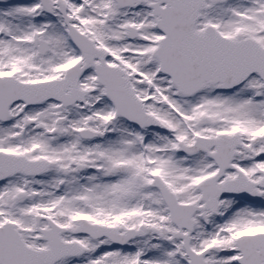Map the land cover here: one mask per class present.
Listing matches in <instances>:
<instances>
[{"label": "snow or ice", "instance_id": "6c2138e0", "mask_svg": "<svg viewBox=\"0 0 264 264\" xmlns=\"http://www.w3.org/2000/svg\"><path fill=\"white\" fill-rule=\"evenodd\" d=\"M0 264H264V0H0Z\"/></svg>", "mask_w": 264, "mask_h": 264}]
</instances>
